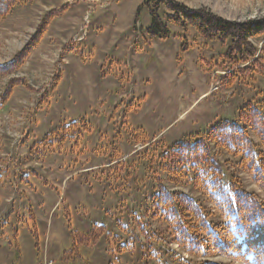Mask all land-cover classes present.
Listing matches in <instances>:
<instances>
[{
	"label": "rangeland",
	"instance_id": "obj_1",
	"mask_svg": "<svg viewBox=\"0 0 264 264\" xmlns=\"http://www.w3.org/2000/svg\"><path fill=\"white\" fill-rule=\"evenodd\" d=\"M15 1L0 21V65L45 25L24 65L0 78V97L19 81L0 109V264H239L186 255L148 201L161 186L214 215L159 158L261 103L264 72H240L226 45L169 22L163 6L168 35H151L145 0ZM172 1L235 24L264 19V0ZM217 157L264 201L235 160Z\"/></svg>",
	"mask_w": 264,
	"mask_h": 264
},
{
	"label": "trees",
	"instance_id": "obj_2",
	"mask_svg": "<svg viewBox=\"0 0 264 264\" xmlns=\"http://www.w3.org/2000/svg\"><path fill=\"white\" fill-rule=\"evenodd\" d=\"M15 4V0H0V21ZM145 4L151 18V35H168L159 15L163 6L171 13L167 15L169 22L184 29L191 26L201 37L215 38L226 45L225 59L235 66H245L240 72H264V19L235 24L209 12L191 14L172 0H145ZM44 25L38 26L31 40L9 63L0 65V78L24 65L42 37ZM255 42L263 43L258 47ZM17 84L15 79L7 84L0 97V109ZM219 153L235 160L236 169L247 174L264 193V100L241 108L236 122H221L188 137L159 158L160 168L172 176V181L184 179L207 198L214 215L206 214L199 202L185 194L169 193L161 186L148 201V213L164 223L172 241L190 257L220 256L232 263L264 264V201L245 192L236 177H225Z\"/></svg>",
	"mask_w": 264,
	"mask_h": 264
}]
</instances>
